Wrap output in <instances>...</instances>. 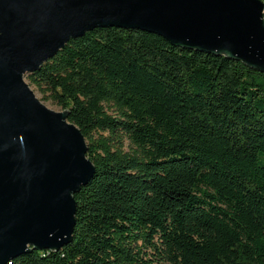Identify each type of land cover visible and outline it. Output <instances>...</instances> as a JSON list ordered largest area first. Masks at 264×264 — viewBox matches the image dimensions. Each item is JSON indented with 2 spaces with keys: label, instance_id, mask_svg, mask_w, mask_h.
<instances>
[{
  "label": "trees",
  "instance_id": "obj_1",
  "mask_svg": "<svg viewBox=\"0 0 264 264\" xmlns=\"http://www.w3.org/2000/svg\"><path fill=\"white\" fill-rule=\"evenodd\" d=\"M26 78L95 172L71 241L7 264H264V72L107 26Z\"/></svg>",
  "mask_w": 264,
  "mask_h": 264
},
{
  "label": "water",
  "instance_id": "obj_2",
  "mask_svg": "<svg viewBox=\"0 0 264 264\" xmlns=\"http://www.w3.org/2000/svg\"><path fill=\"white\" fill-rule=\"evenodd\" d=\"M107 26L264 72L263 0H0V264L71 241L74 194L95 167L68 111L45 106L24 78L69 40Z\"/></svg>",
  "mask_w": 264,
  "mask_h": 264
},
{
  "label": "rangeland",
  "instance_id": "obj_3",
  "mask_svg": "<svg viewBox=\"0 0 264 264\" xmlns=\"http://www.w3.org/2000/svg\"><path fill=\"white\" fill-rule=\"evenodd\" d=\"M25 81L28 83V85H29V87L32 89V91L34 92V94H35V96L45 105V106H47L48 108H50V109H53V110H56V111H59L60 109L57 107V106H55V105H53V104H51L49 101H47V100H45V99H43L42 98V95L36 90V88L33 86V85H31L30 83H29V81H28V79L26 78V76H25Z\"/></svg>",
  "mask_w": 264,
  "mask_h": 264
}]
</instances>
